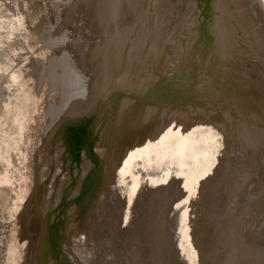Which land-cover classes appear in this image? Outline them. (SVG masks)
<instances>
[{
  "label": "bare ground",
  "instance_id": "1",
  "mask_svg": "<svg viewBox=\"0 0 264 264\" xmlns=\"http://www.w3.org/2000/svg\"><path fill=\"white\" fill-rule=\"evenodd\" d=\"M125 1H126V4H124L123 7L121 8L122 9L121 14H124V15H126L129 12L128 10L133 9L132 3H130V2H132V0H124V2ZM143 1H145V0H143ZM143 1L140 2L139 5L137 6L138 7L137 11H136V8L133 10L134 15L137 16V21H136L137 24H135L134 27H132V28L130 27L131 25H129L127 28L122 29V32L120 33V36L117 37V39H116V36H114L111 40H109L111 43L110 50L107 51L108 42L100 43V45H98V44L95 45V43H94V46H92L91 45L92 43H90L88 48L85 49V52H84L85 56L84 57H80L79 55L78 56L74 55V61H76V63H77V65H75V67L77 68L81 64L80 69L75 72V75L73 77V79L75 81L79 82V84L82 83L84 86L86 84L91 85V87L94 88L93 84L96 85V83H94L95 76H93V75L94 74L96 75L97 73L99 74L100 72L104 71V67H102L101 65H104L106 59H108V61H109L110 58H112V56L115 53L114 51H115L116 46H117L116 58L120 59L122 57V55L119 53L120 49H118L120 39L121 38L125 39L126 36L132 37V35H133V34H131V31H133L132 29L137 28V30H138L139 24L142 21L141 18L143 16H148V11L150 12V9H152V8L154 9L155 15H156V12H158L157 8H155V6L157 5L156 3L154 4V6H150L149 9L147 10L148 7L146 4H144ZM165 1H167V0H160L161 3H165ZM222 1H223V3L220 5L218 0H203V3H200V5L197 8L194 7L196 9V11L194 10L195 11L194 16H197V14L203 13L205 18H210L209 22H212V24L218 23V25H217L218 27L213 32L210 31V27L212 24L208 25V29H206V32H205V35H207V36L204 38V42L206 41L205 42V46L207 48V49H205L206 50V54H205L206 56H208L207 51L209 53H211V52H213V49H214V51L218 54L217 56H222L225 59V63L221 66L210 65L207 67H202V68L200 67L199 68V66L196 64V61H194L192 64L194 65L195 69L199 68L197 71H195V69L191 66L188 67L190 70L185 69L183 65L178 63V58H179L178 56L181 54L179 51L184 50L186 43L183 42V43H185V45H183V47H179L176 42L180 41L181 40L180 38L175 39L174 44L171 41L172 39L169 38V32H171V29H172L171 26L174 29V27L176 26V23L170 22V24H168V25L167 24L163 25V24H161V22H159L158 16L154 20H152V16H151V19H150L151 23H149V25H148L149 28L147 27L148 30H146V31H153L154 30V32L157 33V30H155L156 26L154 25L155 27L154 26L152 27V25L153 24L158 25V28L160 27V31H158V35L160 36V44H161V47H163L161 55L158 54L157 57L155 55L153 57L155 58V60L158 59L161 62L166 61V65H164L163 71L161 70L163 73L162 78L170 79V82H169L168 86L164 87V92L162 94L163 98L159 102L155 98H159L160 95L155 94V98L151 102V105H153V107H148L149 106L148 104L147 105L144 104V106L141 108H136V109H132V110L131 109L130 110L124 109V110H126L125 112H124V110L121 109V112H123V117H124L123 118L124 127L126 125L127 126L126 128L127 129L129 128L130 131H126L127 135L125 138H122L121 141H120V138H117V136H116V138L118 139L116 141L118 143L116 145L117 146V148H116L117 153H115V154H119L118 152L121 151L120 148L122 149L123 148L122 146L125 144V145H127L126 149H128V150H126V151L128 152V154L126 153V151H124L127 154V156L124 157V159H122L123 162L130 161L131 157L129 155L132 154V152H134V151L139 152L138 155L140 154V157H141L140 159L141 160L143 159V163H146V165L148 164L146 162L147 159H150L153 162L155 161L156 163H158V162H160V160H162L161 164L164 165V166L161 165L162 166V169H161L162 170V176H163V174H165L164 177L166 175H168L167 178L172 177L171 180H173L174 182L172 181L173 183L171 182V185L168 186L167 190L165 191V188H163V186H164L163 183L162 184H158V183L161 181V179H163L165 181H166V179L162 178V176H161L160 179L156 180V183H155L156 185L154 187H156L155 190L158 189V191H154V194H156V198H154V199H156L155 203L153 200H151V198L154 197V195H153V197H151V195H152V193H151V195H150L151 198H149L148 201L145 202L146 208L143 207V209H142L143 214L141 215V219L138 221V219L140 217L138 219H136L138 217V215H137V217L135 218V220H137V222L136 221L133 222V223H136L135 225L133 224L134 225V227H132L133 229L131 230L128 228L127 232L123 233L124 240L128 241L127 242L128 243L127 249L125 251L126 252L125 256L123 258L120 257L117 260L118 262L116 261L113 264H133L136 262V259L139 260L140 264H153V260L155 258L154 254H155L156 250L159 252L160 246L162 247V253H163V259L162 258L161 259L164 260V264L165 263L166 264H175L173 256L176 257L177 249H175L174 247L171 246L170 239H166V240H168V243L166 242V240L164 241L165 237L168 234L167 233L168 231L167 232L165 231L164 226L166 225L165 228L167 230L168 225L170 226L171 224L168 223L169 219H167V221L164 222L165 219L163 220V216L165 217V213H166V215L168 214V217L173 216V214L176 213V212H174V210L178 209L177 211H179L181 213V215H184V217H186L185 212L188 213L190 211L195 210V209L193 210L192 209L193 207L190 206L191 204L195 205V203L192 202L196 198V196L194 197L193 192L197 191V190H195V187H197V185L195 186V184L192 183V180H194L193 176H195L197 173H200V175H202L205 172L204 168H206V167H203V165L200 164V162L197 160V158L199 156H202V157L204 156L205 161H206V159L208 160V162H206V166H207V164L209 166L207 169L209 171L206 172V173H208L209 180L207 178V175L205 174L206 177H204V178H207L208 182H207V184L205 183L206 185H203L202 190H201V188H200V190L202 192H204L205 190L210 191V195L208 193V195H209L208 197H209V200L211 201V206H210L211 208L210 207H208V208L212 209V210L215 209V210L212 211L210 214L208 213L209 214L207 216L208 222H206V223H207V226H210V225L212 226V227L210 226L211 229H213L215 227V225H214L215 220L214 219H216L218 222L221 223L220 224L221 228H223V227L226 229L229 228L230 222H228L227 219L230 216V214L228 213L229 211H227L226 209H227V207L229 208V206H230L229 203L231 204L232 201L234 203V199H236L234 197H235V193L237 190H239V192H240L239 196H244L245 194L248 193L249 190L251 191V189H252V192L253 191L255 192L256 190H253V187L258 188L261 185H264V160H262V158L264 157V111L259 110L258 106L256 105V103L260 102V99L258 98V94L256 91L257 87H255V85L258 81V80H256V78L257 77L259 79L264 78V36H263L264 33L263 34L261 33V32H263V29L260 27V24L257 22L258 14L256 13L257 12V7H256L257 5L255 4L256 3L255 0H222ZM160 2H158V3H160ZM176 2L180 3L179 0ZM146 3L151 4V0H146ZM127 6H129V8H131V9L126 10ZM118 8H119V5L116 2L110 8L107 7L105 9V11H103V9H102L101 10L102 15H105V19H108V17L106 16L107 14H109V16L111 18H113L114 14L116 12V9H118ZM191 9H192V7H191ZM191 9H190V11H191ZM174 10H171V12H169L167 14V16H168L167 19H170V20L174 19V20H177V22H181V23H182V21L184 22L185 19L183 20V18H184L183 16H184V14H186V9L184 10L185 13H182L181 9H180L178 11L179 12L178 17L176 16L177 13ZM176 11H177V8H176ZM189 15H191V12ZM124 18H125V20H128V18H126L125 16H124ZM48 19L49 18H47V19L45 18L46 22H49ZM187 19H188V17H187ZM191 23H192V20L189 21V24H191ZM179 28H180V30H179ZM139 31H141V30L139 29ZM177 31L184 33V30L180 27V25H178ZM177 31L175 28L174 32H176V36L178 33ZM200 32H203V31H200ZM186 35H188V38L191 39V37H192L191 32L187 31ZM176 36H174V38H176ZM108 38H109V36H108ZM89 39L91 41L93 39V35H88V40ZM98 40L102 41L101 38L97 39V41ZM141 40L143 43H145L144 44V45H146L145 48L148 47L153 42L152 39L150 38V36L142 37ZM135 45L132 43L129 46V51L131 52V54L135 53L136 51L144 49V48H138L137 44H135ZM212 46H214V48H212ZM151 49L154 51V47ZM87 51H89L88 55L86 53ZM168 51H171V52H168ZM80 54H83V52ZM170 54H172V55L168 56ZM65 55L66 56L61 55V57H63L64 59H70L67 56V54H65ZM95 55H97V56L95 57ZM195 55H196V52H193L191 57L194 59ZM202 55H203V53H202ZM100 56H102V58H103V60L101 62H100ZM160 56H162L161 60L159 59ZM173 59H174L175 63H173ZM213 59H214V57H213ZM112 60H113V58H112ZM61 62L63 63V59ZM65 62H66V60H64V63ZM149 62H152L154 64V65H152V64H146L145 65V66H147V68H149L150 71L154 72V71H157L159 68L162 67V65H160V67H158V63L153 61V60H149L147 63H149ZM69 63H68V65H70ZM141 64L143 65V60H142ZM72 65H73V62H72ZM72 65H70V66H72ZM111 65L113 67H115L114 66L115 64H111ZM255 66L258 68V70L261 73V76H263V77H260L259 74L258 75L255 74L256 73V70L254 69ZM166 67H167V70H166ZM216 67H218V69H217L218 71L214 70ZM113 69L114 68H112L111 76L115 73L113 76V77H115L116 72L113 73ZM224 69H225V71H223ZM240 69H243L244 72L245 71L249 72V75H251L250 81L252 84L249 82V80L243 79L241 73H244V72L243 71L241 72ZM137 71L134 74H132V76H131V78H133V80H135L137 78V76H136ZM213 71H215V72H213ZM254 75H256V78L254 77ZM123 77L124 76H122V78ZM119 78H120V75L118 76V79ZM253 80H255V82ZM137 82H139V80ZM137 82L135 81V83H137ZM136 86H138V85H136ZM78 87L79 86H77V88ZM247 88L251 89V91L254 90L256 92V95L254 92H253V94L247 93L246 92V91H248ZM149 90H151V88L147 89L146 91H149ZM85 91L86 92H84L82 94V97L84 96L82 99H85L87 96L89 98H91L90 92H88L87 90H85ZM77 93L81 94V91L77 90ZM144 93H145V91H143L141 93L142 97H140V98L142 101L140 103L144 102L147 98L146 93L145 94ZM174 93H176V96H178L180 98V99H178V103L183 108L182 111H179V114H178L179 118H175L173 111H171L172 109H170L169 112L165 115V119H159L158 117L161 116L160 111L164 110L165 107L168 108L167 105L164 104V101H165L164 97H168L170 95H175ZM94 94H95V92H93V95ZM90 101L91 100H88L85 102H78V103L67 102L66 105L63 106V108L60 112H54V113L50 114L51 113V111H50L48 114H46V118L48 120V123L51 125L50 126L51 136L58 134L60 145L62 147L61 148L62 154H60V155H64L65 158H66V155H70V157L72 155H74L76 152L74 154H72L73 149H75L74 151H76L78 148H80L79 147L80 144L78 142H76V144H78V146L76 145V146H73L71 148H68V146H67L68 140L65 141V139L63 138L64 131L67 133V131L69 129H72L73 131L76 132L77 130L81 129L82 125H83L86 134L88 133V135H90L91 137L93 135L89 132V130H87L89 127V124H86V126H85L86 118L89 115L91 117L87 118V120L96 121V118H97L96 113L99 110H101V105L98 104L95 106V103H92ZM195 107L203 108L207 113L206 117L204 118V116L199 115L200 111L195 109ZM262 107H264V105H262ZM94 108L96 110V113L94 112ZM111 108H112V105H111ZM111 108H109V110H108V113H109L108 115L110 116V118L113 116V111ZM144 108H146V109H144ZM91 110H93V113H90ZM169 113H171L173 118H171V117L169 118ZM115 115H116V113H115ZM260 115H262V118H260L261 117ZM125 119H127L126 123H125ZM82 121H85V122H82ZM115 121L116 120H114V118H113V123H115ZM117 121H116V123H119L120 120H117ZM13 125H14V123H13ZM103 130L104 129H101L102 133L104 132ZM122 130L123 129H121V132H122ZM222 130H224V131H222ZM7 132L11 134L12 131L11 132L7 131ZM115 132H116V135L117 134L122 135V133H118L117 130ZM82 133L83 132H79L78 134H75L76 135L75 139H76L77 135L80 136V135H82ZM219 133H221L220 134L221 138H222L221 142L223 145V146H221V148H222L221 150H218L217 146H219V145H218V142L216 141L219 137L218 136ZM180 136H182L183 138H181ZM178 137H180L181 139L180 138L178 139ZM83 142H84V140H83ZM232 143H234L235 145H233ZM230 147L233 149L234 154H236L235 155L236 159L234 157V154L231 153V155H229L226 152V150H227L226 148L230 149ZM105 149H107V148H105ZM255 151H257V153H255ZM260 152L262 155L261 156L262 158H261L260 163H259L260 165L257 167L255 165L253 166V164H252V168L254 171L252 173V175H250V173H249L250 176L248 175V173L245 176L240 175V177H242V176L243 177L240 178V180H238L237 185L235 184V188L234 187L232 188V186L230 185L231 183H226L227 181L225 182L226 179H225V176L223 173L226 170V168L223 167V165H222L223 163L221 164L224 157H226V156L228 157V156L233 155L234 159L232 158L230 161L235 160L236 163L240 164L239 161L240 162L242 161V163H243L244 160L247 161V158H249V160H251V159H253V156H254V159H255L256 155H258V156L260 155ZM219 153H220V155L218 157H216V159H215V156H217V154H219ZM222 156H224V157L222 158ZM204 157H203V159H204ZM116 159H117V157L115 158V160ZM210 160L214 161L215 163H212ZM230 163L228 164V166L230 165ZM232 164H233V162H232ZM149 165L152 167L151 163ZM167 165L169 166V168H167ZM156 166L157 165L155 164L154 167H156ZM225 166L227 167L226 164H225ZM239 166H241V165H239ZM196 167H199L198 170H196ZM241 168H243V167L241 166ZM212 169L216 170L217 173L213 174L215 171L212 173ZM235 169H237V167ZM231 170H233V169L231 168ZM242 170H244V169H242ZM262 170H263V173H261ZM245 171H246V169H245ZM249 171H250V168H249ZM90 172H91V170L90 171L88 170V173H90ZM244 172H242V174ZM246 172H248V171H246ZM88 173H86L83 176V184L81 186L78 185L76 190H75V191L79 190V191H85V192L87 191L86 192L87 193L86 198L88 197V199L84 203H88L90 201V199L92 198V195L94 194L93 192L96 191V188L98 187V184H96V180L98 178H96V177L93 178L92 175L87 176ZM167 173H169V174H167ZM176 173H178V174H176ZM236 173H238V171L237 172H231L230 178H231V176L232 177L235 176ZM210 174H212L211 177H210ZM239 174H240V172H239ZM236 176H238V175H236ZM234 178H236V177H234ZM255 178H260V181H261L260 183H262L260 186H259V184H257L256 186H252V184H251L250 187L248 185H246V182H248L250 180H255ZM176 179H181L180 181H182V179H183L184 180L183 185L180 186L182 182H178V180L175 181ZM227 179H229L228 176H227ZM149 180H150V178H149ZM198 180H196V181H198ZM132 182L134 183V186H135V184L137 183V180L135 181L136 183L134 181H132ZM228 182H229V180H228ZM57 185H59V184H57ZM190 185H191L192 194L188 196L187 195L188 187H190ZM59 186L57 187L58 189H60ZM152 186H153V184H152ZM226 188H228V190H230L229 194L225 193L224 195H222V192ZM197 189H198V187H197ZM67 190H69V189L67 188ZM134 191H136V189ZM32 192L33 193L31 195V208H32L31 226L27 227V230L25 231V237H24V240L26 241L27 246H28V250H29V251H27L28 264H42V262H45V264H48V262L50 260V253L51 254H53V252L56 253L55 246H53L51 244V248H50L49 235L46 233V228H45L47 224L50 225L48 220H47V217L49 216L48 210H50V208L47 207L48 206L47 202H49L48 198L51 196V192H49L47 194V196H45V194L44 195L40 194V196H37L35 189L32 190ZM130 192L133 193V191H130ZM263 192H264V190H263ZM259 194L260 193H258V195ZM261 194H262V196L264 195L263 193H261ZM71 195H73V194H71ZM138 195H140V194H138ZM250 195L253 197L252 194H250ZM180 196H183L184 198L183 199L180 198V200L181 199L182 200H181L179 206L175 208V205H176L175 201H179V199H177V198ZM255 196H257V195H254V197ZM138 197H140V196H138ZM191 198L193 200H188ZM201 198H203V196ZM216 199L218 200V202H217V204H214L213 201H216ZM242 199H243V197H242ZM134 201H136V200H134ZM134 201H132V204L137 209V206L143 205L141 203L144 200L141 201L139 198V199H137V201L135 203H134ZM96 202H98V200ZM189 202H191V203H189ZM90 203H88V204L90 205ZM123 203H124V201H123ZM126 203L128 204V202H126ZM202 203H204V202H202ZM96 204H94V206ZM55 205L52 207L51 210H53ZM80 205L83 206L82 203ZM173 206H174V209L172 210ZM189 207H192V208H189ZM202 208H204V207H202ZM69 209H70V207H69ZM131 209H133V208L131 207ZM138 209L141 210V206ZM138 209H137V211H138ZM209 209H208V211H209ZM127 210H129V209H127ZM69 211H71V212L74 211V214L72 216V218H73L72 220L74 222L73 229H75V230H74V232L72 231L73 234L70 236V237H72L71 241L74 240V242H76V246H78L79 244L77 245V243H78L77 241L79 239V234L81 233V231H83V229L80 228V226H78V222H77V218H76L77 208H75L73 211L72 210H69ZM165 211H167V212H165ZM135 212H136V210H135ZM18 213H19V211H18ZM57 213H58V211H56L55 215H57ZM228 214H229V216H228ZM252 214H253V212H252ZM107 215L108 216L106 218V222H108V223H106V227L108 224L110 225V222L112 220H114L112 218L113 215H110L108 213H107ZM194 215H195V213H194ZM197 215H199V214H197ZM200 215H203V214H200ZM205 215H206V213H205ZM259 216H260V214H259ZM207 217H205V218H207ZM255 217H256V215H255ZM93 219H92L91 224H90L93 227V231L89 232V233H91V236H94V232H95L94 229H97V231H98V228H99V227L98 228L95 227V222H93ZM203 219H204V217H203ZM236 219H237V216H236ZM245 219H247V218H245ZM128 220L129 219L126 218V220H124L125 223H128ZM184 220L186 222H188L185 218H184ZM204 220H203V222H205ZM198 221H196V222H198ZM238 221H239V219H238ZM203 222H200V223L203 224ZM248 223H251L250 225H252L251 221H248ZM248 223H245V225L249 226ZM197 224L195 226L193 225L194 227H192V226L189 227V225L187 224L188 226L186 228L185 227L186 223L184 225V223L181 222V224H179L180 228H178V227L177 228L179 229V231H180V229L182 230V232L185 236V239L190 237V234L193 236L194 241L191 242L192 243L191 247H192V252H193L192 254H193L194 259L200 257V259L198 261V262H200V264H208L207 262H208V259L210 257V252H209L210 250L208 251L207 247L211 243H208V241H210V238L208 236L206 237L205 235H209V234L205 233V235H203V233H201V235H203V236L200 237V241L202 242V244H200L201 242H199L198 235H197V233H200V232H197V231H198V229H199V231L201 229H200V227H196ZM201 224H199L198 226H200ZM67 225H68V222H67ZM118 225H119V227L120 226L123 227V230L126 227V225H123V224H118ZM118 225L113 226L114 231H115V229L118 228ZM141 225L142 226L144 225V229H145L144 231L145 232L144 231L142 232V230L141 231L138 230V228H140ZM203 225H201V226H203ZM218 225H219V223H218ZM241 225L242 224H240V226ZM253 225H255V224H253ZM71 226H72V224H71ZM129 226H130V224H129ZM135 226H136V228H135ZM207 226H206V228H208ZM241 227H243V226H241ZM255 227H253V228H255ZM257 227H256V229H257ZM108 228H110V226ZM108 228H106L107 229L106 232L109 231ZM120 229H122V228H120ZM211 229H209L210 234H212ZM113 230H111V232ZM136 230H137V233H136ZM252 230H254V229H252ZM116 232H117V230H116ZM120 232L122 233V231H119V233ZM164 232H166L167 234H165ZM170 232H171V230H170ZM239 232H240V230H239ZM246 232H248V231H246ZM89 233L87 235H89ZM186 233H188V234L186 235ZM217 233H218V237H219L220 236L219 231L216 232V234ZM164 234L166 236H164ZM222 234H224V236H225V234L228 235L229 231H223ZM241 234H243V233H241ZM118 235L115 238H118ZM103 236H104V234H103ZM210 237H211V235H210ZM51 238L54 239L56 241V243H59L58 235L56 234L55 230H53V232L51 233ZM108 238H109V236H108ZM213 238L214 237H212L211 239H213ZM236 238H233V240L234 239L236 240ZM238 238H240V236ZM91 239H92V237H91ZM131 241L133 242V244ZM190 241H191V239H190ZM259 241L263 242V240H261V239H259ZM242 242H241V245L244 247V250L249 251L247 256L252 255L251 251L244 245L245 242H244V244ZM72 244H73V242H72ZM168 244H170V245H168ZM212 244L215 245L216 242L212 243ZM232 244L229 243L230 246H228V247H231V248L226 249V250H227V252L229 251V254H231V255L233 254L235 256L236 252L238 251L237 250L238 244L235 243V244H237L236 247L234 245H233L234 247L231 246ZM162 245H164L165 247ZM214 245H213V247L215 248ZM76 246H74L72 248L77 249ZM81 246H82V244H81ZM224 247L226 248V245ZM123 248H125V247H123ZM199 248H200V252H199ZM212 251H213V248H212ZM70 253H72L73 255L76 256V261L79 264H99L101 261L104 262V264H110V262H109L110 260L107 261L106 260L107 258L103 259L102 255H101L103 253L102 250L99 253L97 252L95 259H92L90 262L88 261L89 256L85 257L84 260L80 261L79 258L81 257V255H78V253L76 251L74 252V250H71ZM81 254H85V253H81ZM17 255H19V254H17ZM157 255H159V253ZM207 256H208V259H207ZM259 256H261V254ZM263 256H264V254H263ZM251 258H253V257H251ZM256 258H257V256H256ZM156 259H157V257H156ZM246 259H247V257H246ZM154 261H157V260H154ZM258 261H259V259H258ZM179 262H180V260H179ZM244 262L242 264H244ZM158 264H160V262ZM259 264H260V262H259Z\"/></svg>",
  "mask_w": 264,
  "mask_h": 264
},
{
  "label": "rangeland",
  "instance_id": "2",
  "mask_svg": "<svg viewBox=\"0 0 264 264\" xmlns=\"http://www.w3.org/2000/svg\"><path fill=\"white\" fill-rule=\"evenodd\" d=\"M142 1L143 0H132V2H130V3H132L133 9H131V8H129V6H127L126 10H128V9H131V10H128L129 12L126 15H124V14H121V10H122L121 4H120L121 0H0V48L5 50V54H3V55L1 54V57H0V89H3L2 93H4V95L7 99V100L4 99V97L2 96L1 91H0V134L3 135V139L0 141L2 143V144H0V264H25V257L22 256L23 250H21L22 248H21V242H20V239H21L20 236L22 235V232L24 231V229H22L23 223L21 221V215H23V214L28 215V213H26V212L31 211L29 208L30 207L29 196H30V192L32 190L36 189V187L41 193H44L45 196H47V194L52 191V188H53L52 186H56L58 184V181H59L60 182L59 184L62 185V188H63V186L66 185V189L67 188L69 189V190H67L66 196L68 198H70L72 196L71 194H74V192H73L75 190L74 185H73L74 182H77L78 180L80 181V179L84 176V174L88 173V170H90V169H92L93 172H92V174L88 173L87 175H89V176L92 175L93 178L94 177L98 178L96 180V184H98V186L100 184L99 176H101V175H104L105 179H107V184H109L110 181L114 179V181L111 183V186H110L111 191L109 190V192H111V196L109 199L107 198L108 201L106 202L107 199L106 200H103V199L98 200L97 204L95 205V207L98 208L97 211L99 214H97L98 215L97 219L96 218L93 219V222H95V227H97V228L99 227L98 231H97V229H94L95 230L94 236H91V233H89L90 236H88V238H86V235H84V234H83V236H82V234H79L81 236L79 237V239L77 241L78 242L77 245L79 244L78 246H76V242H74V240L71 241L72 237H70L73 234L72 228L74 225V222L72 220L73 219L72 216L74 214V211L72 209L73 205L71 204V201H69V199L67 201L68 203L65 206L62 205L63 198L60 199L58 196L59 194H57V192L56 193L53 192V194L51 192V194L53 196L51 195L49 197L50 208L52 209V207L56 204L54 207L55 210L58 211V209H60V211H58V214H62L63 217L68 222V230H69V233L67 235L68 236L67 237L68 246H69L70 251L74 249V252L76 251L78 253V255H81V257L79 258L80 261L84 260L85 257L89 256L88 261L90 262L92 259H95L97 252L99 253L101 250L103 252L101 254L103 259L107 258L106 259L107 261L110 260L109 261L110 264L115 263L120 257L123 258L126 254L125 251H126L127 245H128V243H127L128 241L124 240L123 233L127 232L128 228L131 230L133 229L132 227H134V225L136 224L133 222H135V221L137 222V220H135L137 215H138V217L136 219H138L139 217L140 218L138 219V221L141 219V215L143 214L142 209H143V207L146 208L145 202H147L149 198L153 197V195H154V197L151 198V200H153L155 203L156 199H154V198H156V194H154V191H158V189L155 190L156 187H154V186L156 185L155 184L156 180L160 179L162 176V170H161L162 169L161 165H163V164H161L162 160H160V162L156 163L155 161L153 162L150 159H147V161L145 160L148 163L146 165V163H143V159L142 160L140 159L141 158L140 154L138 155L139 152L134 151V152H132V154L129 155L131 157V158L129 157L130 161L117 162L120 159V157L122 159H124V157H126L128 154V152L126 151V150H128V149H126L127 145L124 144L122 146L123 148L122 149L120 148L121 151L118 152L119 154H114V157L115 158L117 157V159H116L117 161L114 162V160L111 158V157H113V147H112L113 144H109L110 133H111L109 123L111 120H110V116L108 114H106V112H104V114L102 115V119H101L102 123L100 124L99 134L98 135L96 134L94 136V141L92 140L93 142L90 145L91 148H89V151L93 152V154L96 155V157L98 158L96 161L97 164L95 165V167H93L94 164L90 163V160L88 159V156L86 155V153L81 152V150H78L77 153L74 154L75 156L72 155V158L70 157V155H66L67 158H65L64 155H60V154H62L61 153L62 147L60 145L59 136H58V134L51 136V131H50L51 125L48 123V120L45 116V110L49 109L52 105H54L55 108H54L52 113L59 112V110L61 109V107H59V105H61V103H60L62 100L61 97L63 96V95H61V93L63 92L61 90L62 85H61L60 89H58L57 91L54 92L53 90L55 88H52V85H50L49 83L47 84V82L45 81L48 78H45L46 76H44L43 79L41 80L40 78H42V76H41L42 74H39L40 70L42 72V70H45L46 68H48L47 74L51 75L53 73L55 75V77L57 78V80L59 81V83H61L65 74L69 73V75L71 74L74 76V73H73L74 67L72 68V70L70 72H66V70L62 68V65H60L62 62L57 61L54 64H51L54 60H52V62L51 61L47 62V60L45 59L47 53H54L56 55L55 52H57L59 50V48L54 49V47H56V46H58V44L60 45L62 43L63 44L60 45V47H64L63 45L65 44V41H66L68 43L67 50H68V52H70V55L72 53H74L73 48H75V49L78 48L80 50V52L81 51L83 52V54H80L79 56L84 57L85 56V53H84L85 49H87L89 46V45H87V42H89L88 35H95L96 34V38L99 39L101 37L102 38L105 37V35H106V34H104V36H103V33H104L103 29L110 28V26H112V27L114 25L117 27L122 26L123 29L127 28L129 25H131L130 26L131 28L134 27V25L137 24V22H136L137 16L134 15L133 10L136 8V11H137V9H138L137 6ZM155 1L156 0H151V4H149V3L147 4L146 0L143 2H144V4L147 5V7H148L147 10H148L150 6H154L153 2H155ZM176 1H178V0H167V1H165V3H161V2L158 3L157 2V5L155 6V8H157V10H158V12H156V15L158 16L159 22H161V24H163V25L167 24L168 25V24H170V22L176 23V26L174 27V29L171 26L172 29H171V32H169V38L172 39L171 40L172 43H174L173 41H175V39L179 38L180 36H181V38L184 37L182 32L177 31V27H178L179 23L184 24V22L182 21V23H181V22H177V20H174V19L173 20L167 19V17H168L167 14L169 12H171V10L175 9L174 11L177 13L176 16L178 17V15H179L178 11L180 9H181V12L183 11V9H187V8H184V3H186V2H183V0H179L180 1V3H179ZM116 2L119 5V8L116 9L117 11L115 12L116 16L114 15V18L110 20L109 14H107L106 16L108 17V19H105V15H102L101 10L103 9V11H105V9L107 7L110 8ZM255 2H256L255 4L257 5L256 6L257 7L256 13L258 14L257 22L260 24V27L263 29V32H261L263 34L264 33V0H262V1L261 0H255ZM122 4L123 5L126 4V1L123 2ZM5 7H9L10 12L5 11L6 10ZM190 7H191V5H190ZM176 8H177V11H176ZM191 14H192V12H191ZM124 16L126 18H128V20H125ZM55 17H59L60 19H62L63 22H66L67 26H69L68 25V23H69L70 25H72L73 28H71L69 30L65 26H63V24H62V27L60 30L65 28V30H68V31H64V33H61L63 31H59V27L57 26L58 23H56L57 21H56ZM183 17H184L183 20L184 19L186 20L187 16L185 14ZM45 18L46 19L49 18L48 19L49 22H46ZM105 20H107V21H105ZM149 22H150L149 17H144L143 21L141 22V26L139 25V28L143 27L142 30L143 29L147 30L148 29L147 27H149L148 26ZM153 26H154V24L152 25V27ZM175 28H176V31L178 32L177 36H176V32H174ZM56 30H58V31H56ZM132 30L133 31H131V34H135L139 31V30H137V28H133ZM146 30H143L142 32L140 31L139 37H141V36L145 37L144 35L147 33ZM179 30H180V28H179ZM183 30H184V28H183ZM139 33H138V35H139ZM196 33H197V31H196ZM65 36H67V39H64ZM174 36H176V38H174ZM176 43L179 47H183V45H185V43H183V42L180 43V41H178ZM46 45H47V47H45ZM46 48L48 50H46ZM60 51H61V49H60ZM168 52H171V51H168ZM59 55L55 56V58H57V57L59 58ZM25 58H27V60H29V62H27V63H30V65H28V66L25 65V63H26ZM8 59H11L12 61L7 62ZM63 64H64V62H63ZM30 69L33 71V75L29 76L30 77L29 78L27 75V72H30ZM69 69H71V67ZM38 74H39V77H38ZM34 79H36V80L38 79V80L36 83H34V85H32L31 82L33 83ZM49 86H50V88H49ZM14 94H16L17 98L20 100L18 102V104L16 103V96ZM10 97H11V99H10ZM66 97L71 98V96H69V95H66ZM44 98H47L45 103H43ZM44 107H45V109H44ZM58 107H59V109H58ZM122 110H124V109H122ZM125 111L126 110H124V112ZM7 121L11 122L12 124L14 123L13 128H12L13 130H12L11 134L8 133L4 129L5 123H8ZM115 123H116V121H115ZM101 129H104L103 131L104 132L106 131V133L103 134L104 132L102 133ZM68 131H67V133L65 131L63 133V138L65 139V141L68 140L67 141L68 148H71V147L76 146V145L78 146V144H76L77 141L75 140V136H76L75 131H73L72 129H69ZM220 134L221 133H219V135H218L219 137L216 140L218 142V145H219V146H217L218 150H221L222 149L221 146H223L222 142H221L222 138H221ZM107 136H109V137H107ZM180 137L183 138L182 136H180ZM180 137H178V139ZM120 141H121V139H120ZM232 144L235 145L234 143H232ZM105 148H107V149H105ZM122 150L126 151L127 154L124 152V154H123L124 156H121ZM255 153H257V151H255ZM105 155H107L105 157V159H109V161H110L109 165H111L112 167H106L107 162L103 160ZM219 155H220V153L217 154V156H215V159ZM235 155L236 154H234V157L236 159ZM261 156L262 155L260 152V155L259 156L256 155L255 159L253 156V159L249 160V158H247V161L244 160L243 163H242V161L241 162L239 161L240 164L236 163L235 160L230 161L232 158L234 159L233 155L228 156V157L222 156V158L224 157L223 161L225 163L222 161L221 164L223 163L222 164L223 167L226 168V170L223 173L225 176V179H226L225 182L227 181L226 183H231L230 185L232 186V188L233 187L235 188V184L237 185L238 180H240V178L247 175V173H248V175H249V173H250V175H252V173L254 172L253 168H252V164H253V166L255 165L258 167L260 165L259 163H260V160L262 158ZM203 157L199 156L197 158V160L200 162V164L203 165V167H206V168H204L205 172L202 175H200V173H197L195 176H193L194 180H192V183H194L195 186L197 185V187H198V189H197V187H195V190H197L198 192L197 191L193 192L194 197L196 196V198H195V200L192 199L193 197L191 199H188V200H193L192 202L195 203V205L194 204L190 205L193 208L192 207H189V208H192L193 210L194 209L195 210L190 211L188 213L185 212V215L187 218L184 217V215H181V213L179 211H177L178 209L174 210V212H176V213L173 214V216L168 217V214L166 215V213H165V217L163 216V220L165 219L164 222H166L167 219H169L168 223L171 224L170 226L168 225L167 230L165 228L166 225L164 224L165 225L164 226L165 231L166 232L168 231L167 232L168 234L166 232H164L165 234H167V236L164 234V236H166L164 241L166 239H170L171 246L174 247L175 249H177V251H176V257L177 258L175 256H173L175 264H194V263L200 264V262H198L200 257L194 259L193 254H192L193 252H192V247H191L192 243L191 242L194 241L193 236L190 234V237L185 239V236H184L182 230L180 229V231H179V229H178V228H180L179 224H181V222L184 223V225L186 223V226H185L186 228L188 225H189V227H191V226L194 227L198 223L196 227H200V229L202 230V231L201 230L199 231V229H198V231H197V232H200V233H197L199 242H201L200 241L201 236L205 235V233L209 234V235H205L206 237L208 236L210 238V241H208V243H211L210 245L207 244L209 247L208 251L210 250V247H211V251H209L210 252L209 259L210 260L208 259V256H207V259H208L207 263L208 264H211V263L212 264H219V261H220V260H217V262L215 263V259H216L215 258V255H216L215 252L216 251H215V248L213 247L214 244H212V243L216 242V245L218 243H220V247L222 248V252L225 251V255L227 256V261L229 263L230 254H229V252H227L226 249H230L231 247L225 248L224 246L226 244H228V246H230L229 243L230 244L233 243L231 246L234 245L235 247L239 243H240L239 245H241L242 240L240 241V239H238V237L240 236V238L241 237L244 238L246 236V233L249 234L248 232H246L247 230H244V228L241 226L254 229L253 227H255V226L257 227V226L264 223V220L262 219L264 217V195L262 196V194H261V193L264 194V192H263L264 185H261L262 183H260L261 182L260 178H255V180H250V181L246 182V185H248L249 187L251 184H252V186H256L257 184H259V186L261 185L258 188L253 187V190H256L255 192L253 191L254 193L252 192V189H251V191L249 190V193L253 195V197L250 195L249 200H251L253 202H255V201L257 202L256 207L258 205L260 207L259 213L257 214V212L253 211V210H251V211H253V214L248 213L249 209L246 208L247 204H248V199L244 200L245 198H247L248 193L245 194L244 196H239L240 192H239V190H237L235 193V197H234V198H236V199H234V203L231 200L232 202L230 201L231 204L229 203V205H230L229 208L227 207V209H226L227 211H229L228 213L230 214V216L228 214L229 217L227 219V221L230 222L229 228H227L228 230L224 227L221 228L220 227L221 223L218 222L216 219H214L215 220V222H214L215 227L213 228L214 230L210 228L211 225L207 226V223H206V222H208L207 216L212 211H214L215 209L212 210V209L208 208L211 206V201L209 200V197H208L210 195V191H208V190H205V191L203 190L204 192L201 191L203 188L202 186L206 185L208 180H209L208 173H206L209 171V170H207L209 167L208 164L206 166V162H208V160L206 159V161H205V157H204V159H203ZM263 158H262V160H264ZM113 162H114V165H113ZM211 162L215 163L214 161H211ZM232 162H233V164H232ZM117 163H119L120 165L119 164L117 165ZM150 163L152 164V167L149 165ZM229 163H230V165L228 166ZM155 164L157 165L156 167H154ZM225 164L227 165V167L225 166ZM239 165H241L243 168H241V166H239ZM236 167H237V169H235ZM167 168H169L168 165H167ZM198 168L199 167H196V170H198ZM231 168L233 170H231ZM249 168H250V171H249ZM242 169H244V170H242ZM245 169L248 172H246ZM236 170L238 171V173H236L235 176H233V177L231 176V178H230V173L231 172H237ZM239 172H240V174H239ZM242 172H244L245 174L244 173L242 174ZM212 173L216 174L217 172H216V170L212 169ZM261 173H263V170ZM167 174H169V173H167ZM176 174H178V173H176ZM205 174L207 175L208 180H207V178H204V177H206ZM164 175L165 174H163L162 178L166 179V181L161 179V181L158 184L163 183L164 186L163 185L162 186H163V188H165V191H166L168 186L171 185V182L173 180H171L172 177L167 178L168 175H166L165 177H164ZM236 175H238V176H236ZM240 175H243V176L240 177ZM211 176H212V174H210V177ZM227 176L229 179H227ZM234 177H236V178H234ZM149 178H150V180H149ZM136 180H137V183L135 182ZM177 180H178V182H182L180 185V186H182L184 182L180 181L181 179H176L175 181H177ZM196 180H198V181H196ZM228 180H229V182H228ZM132 181H134L138 186L136 184L134 186V183ZM252 181L254 183L255 182L256 183L254 184ZM71 184L73 185L72 187H71ZM152 184H153V186H152ZM200 188H201V190H200ZM133 189L134 190L136 189V191H134ZM130 191H133V193ZM229 191L230 190H228V188H226L222 192V195H224L225 193L229 194ZM190 192H191V185H190V187H188V196L192 194V192L191 193ZM151 193H152V195H151ZM208 193H209V195H208ZM258 193H260V194L258 195ZM138 194H140V195H138ZM150 195H151V197H150ZM201 195L203 196V198H201L202 197ZM254 195H257V196L254 197ZM99 196H101V193H99ZM138 196H140V197H138ZM242 197H243V199H242ZM139 198L141 201H143V200L144 201L141 203L143 205H140L141 210L138 209V208H140V206H137V209H138V211H137L136 207L133 206L132 201H134V200L137 201V199H139ZM180 198L183 199L184 197L180 196L177 198V199H179V201H175L176 202L175 208L179 206V204L182 200V199L180 200ZM87 199H88V197L85 199V201ZM56 200H58V201H56ZM123 201H124V203H123ZM136 201H134V203ZM126 202H128V204ZM202 202H204L205 204ZM217 202H218L217 199H216V201H213L214 204H217ZM189 203H191V202H189ZM69 207H70V209H69ZM131 207L133 209H131ZM202 207H204V208H202ZM249 207H251V206H249ZM207 208L209 209L210 212L208 211ZM127 209H129V210H127ZM173 209H174V206H173L172 210ZM69 210H72L73 212H71ZM135 210H136V212H135ZM18 211H19V213H18ZM165 212H167V211H165ZM243 212L245 215L243 214ZM107 213L110 215H113L112 218L114 220H112L110 222V225L108 224L106 227V223H108V222H106V218L108 216ZM194 213H195V215H194ZM205 213H206V215H205ZM29 214H31V213H29ZM197 214H199V215H197ZM200 214H203V215H200ZM259 214H260V216H259ZM255 215H256V217H255ZM236 216H237V219H236ZM203 217L205 220L203 219ZM205 217H207V218H205ZM29 218H30V216H29ZM126 218L129 219L128 223H125V221H124V220H126ZM184 218L188 222H186L184 220ZM245 218H247L248 220ZM238 219H239V221H238ZM203 220L205 222H203ZM196 221H198V222H196ZM237 221L242 225L240 226V224ZM248 221H251L252 225H249V226L245 225V223H248ZM200 222H203V224L205 226L203 224H201ZM218 223H219V225H218ZM30 224H31V221H30ZM71 224H72V226H71ZM118 224L126 225V227L123 230V227H121V226L119 227ZM129 224H130V226H129ZM199 224H201L203 226H201V225L198 226ZM253 224H255V225H253ZM117 225H118V228L116 227L117 229H115V231H114L113 226H117ZM109 226H110V228H108ZM206 226L208 228H206ZM106 228L109 229V231H107L108 233L106 232V230H107ZM120 228H122V229H120ZM135 228H136V226H135ZM209 229H211L212 234L209 233ZM239 229H241L240 232L238 231ZM111 230H113V231L111 232ZM116 230H117V232H116ZM138 230L139 231L142 230V232H143L145 230L144 225L143 226L141 225V227L138 228ZM170 230H171V232H170ZM235 230H237L238 232L236 233ZM242 230H244V231H242ZM119 231H122V233L121 232L119 233ZM218 231H219V235H220L219 237H218V233L216 234V232H218ZM223 231H229V234L228 235L225 234V236H224V234H222ZM82 232H84V231H81V233ZM136 233H137V230H136ZM201 233H203V235H201ZM241 233H243V234H241ZM103 234H104V236H103ZM187 234L188 233H186V235ZM237 234H238V237L236 236ZM117 235H118V238H115V237H117ZM210 235H211V237H210ZM108 236H109V238H108ZM91 237H92V239H91ZM212 237H214V238L211 239ZM233 238H236V240L234 239L235 240L234 241ZM190 239H191V241H190ZM227 241L228 242L230 241V242L228 243ZM72 242H73V244H72ZM166 242L168 243V240H166ZM244 242H245V244H244ZM235 243H237V244H235ZM242 243L244 245H248L246 241H243ZM258 243L261 244V246H263L262 241L258 240ZM81 244L83 247L81 246ZM132 244H133V242H132ZM200 244H202V242ZM168 245H170V244H168ZM74 246H76L77 249L72 248ZM162 246H164V245H162ZM123 247H125V248H123ZM60 248H62L61 251L63 253H65L67 258H71V256H72V258H76L75 255H73V254L70 255V252L67 251L66 247L63 248V245H61ZM200 248H199V252H200ZM212 248H213V251H212ZM248 249L251 250L252 255L246 256V257H250L251 260H249V261H247L248 259L244 260L245 261V262L243 261L244 264H250V263L251 264L252 263L253 264H259V262H260V264H264V256H263L264 251L261 253V256H262L261 257V256H259L260 254L256 255V253H255L256 247H252V248H248ZM217 250L218 251L220 250L219 246L217 247ZM81 253H85V254H81ZM156 253L157 254L159 253V255H157ZM17 254H19V255H17ZM239 254L240 253H237V256ZM154 255H155L154 260H157V261L153 260V264H158L159 262H160V264H164V260H162L163 259V253H162V247L161 246L159 247V252L156 250ZM211 255L212 256L214 255L215 259L213 258V260H212ZM255 255L257 256V258ZM21 256H22V258H21ZM156 257H157V259H156ZM251 257H253V258H251ZM231 258H234V257L231 256ZM258 259H259V261H258ZM179 260H180V262H179ZM137 261H138V259H137ZM99 264H104V262L101 261ZM238 264H242V263H238Z\"/></svg>",
  "mask_w": 264,
  "mask_h": 264
},
{
  "label": "water",
  "instance_id": "3",
  "mask_svg": "<svg viewBox=\"0 0 264 264\" xmlns=\"http://www.w3.org/2000/svg\"><path fill=\"white\" fill-rule=\"evenodd\" d=\"M218 1H219L220 5L223 3L222 0H218ZM123 2H124V0H121V2H120L121 8L123 7V4H122ZM157 2H160V0H156L155 2H153V4H155V3L157 4ZM183 2H186V3H184V8H187L185 15L188 17V19L185 17L186 18V20H185L186 22L184 21V24L183 23L179 24L182 29L184 28V33H183L184 39L181 38V37H179V38L181 39L180 43L181 42H185L186 45L184 47V50H180L179 51L181 54L178 56L179 57L178 58V63L183 65L185 69H189L188 67H190V66L195 69L194 65L192 64L194 61H196V64L199 66V68L200 67L201 68L202 67H207V66H210V65H218V66L223 65L225 63V59L222 56H217L218 54L214 51V49H213V52H211V53H209L207 51L208 56L205 55L206 54V50L205 49H207L206 46H205V42L206 41L204 42V38L207 36V35H205V32H206V29H208V25L209 24L211 25L212 22H209L210 18H205L203 13H201V12H200L201 14H197V16H194V12L196 11V9L194 7L197 8L200 5V3H203V0H196V1L195 0H183ZM189 4L192 7V9H191L192 14L191 15H189L190 14V8H191ZM188 8H189V10H188ZM5 9H6L5 11L10 12V8L9 7H5ZM184 10L185 9H183L182 13H185ZM114 15H116V14H114ZM151 16H152V20L157 18V15H155V11H154L153 8L150 9V12L148 11V16H143L141 18V20L143 21L144 17H149V21H150ZM109 18L111 20V19L114 18V16H113V18H111L109 16ZM55 19L57 21L56 23H58L57 26L59 27V31H63L61 33H64V31H68V30H65V28L60 30L61 27H62V24H63V26H65L69 30L71 28H73L72 25H70L69 23H68L69 26H67L66 22H63V20L60 19L59 17H56ZM190 20H192L191 24H189ZM105 21H107V20H105ZM139 25L141 26V23ZM154 25L156 26L155 30H157V33H155L154 30H153V31H147V33L144 35V36H150V38L153 41V42L151 41L152 43L146 48H145L146 45H144L145 43H143L142 40H141L142 36L139 37L140 36V33H139L140 31H138L137 33L133 34L132 37L131 36H129V37L126 36L125 39L124 38L120 39L118 49H120L119 53L122 55V57L120 59L116 58V51H117V46H116L115 51H114L115 53L112 56L113 60H112V58H110L109 61H108V59H106L104 65H101L102 67H104V71L100 72L99 74L97 73L96 75L95 74L93 75V76H95L94 83H96V85L93 84L94 88L91 87V85H87L86 84L84 86L82 83L79 84V82H77V81H75L73 79L74 76L71 75V74L69 75V73L65 74L64 78L61 81V83H59V81L57 80V78L55 77V75L53 73L51 75L47 74L48 68H46L45 70H42V72L40 70V72H39V74H42L41 75L42 78H40L41 80L43 79L44 76H46L45 78H48L45 81L47 82V84L49 83L50 85H52V88H55L53 90L54 92L57 91L58 89H60V87L62 85L61 90L63 92L61 91L62 92L61 95H63V96L61 97V99H62L61 102H60L61 105H59V107H61V109L59 110V112L62 110L63 106L66 105L67 102H69V103H71V102L78 103V102H85V101L91 100L90 102L95 103V106L98 105V104L101 105V110H99L97 113H96V110L94 108V112L97 115L96 121L87 120V118L91 117L89 115L86 118V122L82 121V122H85V126H86V124H89V127H88L87 130H89V132L91 134H93L92 137L90 135H88V133L86 134L83 125H82L81 129H79V130H77L75 132V134H78L79 132H83L82 135H80V136L77 135L75 140L80 144L79 145L80 148H78V149L81 150V152L86 153V155L88 156V159L90 160V163L94 164L93 167H95V165L97 164L96 161H97L98 158L96 157V155L93 154V152L89 151V148H91L90 145L94 141V136L96 134L97 135L99 134L100 124L102 123L101 119H102V115L104 114V112H106V114H109L108 110H109V108H111V105H112L111 109L113 111V116L110 118V120H111L110 121V131H111V133H110L109 144H113L112 145V147H113V157H111V158L115 162L117 160H115L114 154L117 153V151H116L117 146L116 145L118 143L116 140H118L117 138H120V139L125 138L126 135H127L126 131H130L129 128L128 129L126 128L127 127L126 125L124 127V124H123V118L124 117H123V112H121V109H127V110L131 109L132 110V109H136V108H141V107L144 106V104H146V105L148 104L149 105L148 107H153V105H151V102L155 98V94H159L160 95L159 98H155L159 102L163 98L162 94L164 92V87L169 85L170 79L162 78L163 77L162 76L163 75L162 71H163L164 65H166V61L161 62L158 59L155 60V58L153 57L154 55L156 57L158 56V54L161 55L162 48H163V47H161L160 36L158 35V31H160V27L158 28V25H156V24H154ZM217 25H218V23L212 24L211 27H210V31L213 32L214 30H216V28L218 27ZM142 28L143 27H140V28H138V30L140 29L142 31ZM122 29H123L122 26H118L117 27L115 25L113 27L110 26V28H107V29L105 28V29H103V32H104L103 36H104V34H106V35L103 38L101 37L102 41L101 40L97 41L98 38H96V34H95V35H93V39L91 41L89 39V42H87V45H90V43H92L91 45L94 46V43H95V45H97V44L100 45V43L108 42V44H107L108 45L107 46L108 47L107 51H108L111 48V43H110L109 40H111L114 36H116V39H117V37L120 36V33L122 32ZM143 30H146V29H143ZM56 31H58V30H56ZM187 31L191 32V35H192L191 39H189L188 35H186ZM196 31H197V33H196ZM200 31H203V32H200ZM138 33H139V35H138ZM108 36H109V38H108ZM64 39H67V36H65ZM132 43L134 45L137 44L138 48H144V49L136 51L135 53L131 54V52L129 51V46ZM62 44H60V45H62ZM60 45L58 44V46L54 47V49H58L59 48V50L57 52H55L56 55L54 53H47L45 59L47 60V62H49V61L52 62V60H54L51 64H54L57 61L61 62L62 59H63V62H64V60H66V62L64 64L61 63L60 65H62V68L65 69L66 72H70L72 70V68L74 67L73 68V73L75 75V72L80 69L81 64L79 65V67H77V68L75 67V65H77V63H76V61H74V55L78 56V55H80V53H82V51L80 52V50L78 48L77 49L73 48V50H74L73 52L74 53H72L70 55V52H68V50H67L68 43L65 41V44L63 45L64 47H60ZM45 47H47V45ZM153 47H154V51L151 49ZM212 48H214V46H212ZM60 49H61V51H60ZM46 50H48V49L46 48ZM193 52H196V55H195L194 59L191 57ZM86 53L88 55L89 51H87ZM202 53H203V55H202ZM1 54L2 55L5 54V50L0 48V57H1ZM65 54H67V56L70 59H64L63 57H61V55L62 56H66ZM172 54H170L168 56H171ZM58 55H59V58L58 57L55 58V56H58ZM96 56L97 55H95V57ZM161 57L162 56L159 57L160 60H161ZM213 57H214V59H213ZM25 59H26L25 65H27V66L30 65V63H27V62H29V60H27V58H25ZM102 60H103V58H102V56H100V62ZM142 60H143V65L141 64ZM149 60H153V61L157 62L158 63V67H160V65H162V67L159 68L157 71H154V72L150 71L149 68H147V66H145V65L146 64L154 65V64L152 62L147 63ZM11 61H12L11 59L7 60V62H11ZM71 61L73 62V65H72ZM68 63L70 65H72V66L68 65ZM173 63H175L174 59H173ZM111 64H115L114 65L115 67H113ZM70 67H71V69H69ZM112 68H114L113 69V73L116 72V76L115 77H113L115 73L111 76ZM198 69H195V71H197ZM217 69H218V67H216L214 70L218 71ZM254 69L256 70L255 74H257V75L259 74L260 77H263V76H261V73H260V71L258 70V68L256 66L254 67ZM166 70H167V67H166ZM240 70H241V72L243 71V69H240ZM136 71H137V75H136L137 78L135 80H133V78H131V76ZM215 71H213V72H215ZM223 71H225V69ZM39 74H38V77H39ZM27 75H28V77L33 75V71L30 69V72H27ZM119 75H120V78L118 79ZM241 75H242L243 79H247L251 83V81H250V78H251L250 76L251 75H249V72L245 71L244 73H241ZM122 76H124V77L122 78ZM254 77L256 78V75H254ZM37 80L34 79L33 83L31 82V84L34 85V83H36ZM138 80H139V82H137ZM256 80H258V81H257L255 87H257L256 91H257V94H258V98L260 99V102L256 103V105L258 106L259 110L264 111L263 110L264 107H262V105H264V78L263 79H259L257 77ZM135 81L137 83H135ZM253 81L255 82V80H253ZM136 85H138V86H136ZM77 86H79V87L77 88ZM150 88H151V90L146 91L147 89H150ZM77 90L81 91V94L77 93ZM85 90L90 92L91 98H89L87 96L85 99H82L84 97V96L82 97V94L84 92H86ZM247 90H248V91H246L247 93H250V94L252 93L253 94V92H254L255 95H256V92L254 90L251 91V89H249V88H247ZM0 91H1V94L4 97V99H6L4 93H2L3 89H0ZM143 91H145L147 98H146V100L144 102L140 103L142 101L140 97H142L141 93ZM93 92H95L94 95H93ZM174 94L175 95H170L168 97H164V100H165L164 104H166L168 108L165 107L164 110L160 111L161 112V114H160L161 116L158 117L159 119H165V115L169 112L170 109H172L171 111H173L175 118H179L178 117L179 111H182L183 108L178 103V99H180V98L178 96H176V93H174ZM14 95L16 96V103L18 104V102L20 100L17 98L16 94H14ZM66 95L71 96V98H67ZM11 97H10V99H11ZM45 99H47V98H44L43 100H45ZM45 102H46V100L43 101V103H45ZM59 107H58V109H59ZM54 108H55L54 105H52L49 109H46L45 110V116L50 111L52 113ZM146 108H144V109H146ZM44 109H45V107H44ZM195 109L200 111L199 115L204 116V118L206 117L207 113H206V111L203 108L195 107ZM90 113H93V110H91ZM115 113H116V115H115ZM260 116H261L260 118H262V115H260ZM170 117L173 118L171 113H169V118ZM113 118L116 121L120 120L119 123H116V124L113 123L112 122ZM126 120L127 119H125V123H126ZM12 127H13V124L11 122H8V123H5L4 129L6 131H10L11 132L13 130ZM121 129H123L122 132H121ZM116 130H117L118 133H122V135H118V134L116 135V132H115ZM222 131H224V130H222ZM105 133H106V131L103 134H105ZM116 136H117V138H116ZM107 137H109V136H107ZM2 139H3V135L0 134V141ZM83 140H84V142H83ZM0 144H2V143L0 142ZM78 149L76 151H74L75 149H73V151H72L73 153L72 154H74L75 152L77 153ZM226 149H227L226 152L229 155L231 153L234 154V151H233V149L231 147H230V149H228V148H226ZM121 154H122L121 156H123V154H124L123 150H122ZM106 156L107 155H105L104 158H103V160L107 162L106 167H112L111 165H109V162H110L109 159H105ZM66 158H67V156H66ZM119 160L117 162H121L122 158L120 157ZM114 162H113V165H114ZM118 164L119 163H117V165ZM90 170H92V169H90ZM92 172H93V170L90 173L92 174ZM87 176H89V175H87ZM99 180H100L99 186L96 188V191L93 192L94 194L92 195V198L90 199V201L88 200L89 201L88 203L91 202L90 205L88 203H84L85 199H86V196H87V193H86L87 191L86 192L85 191H79V190L75 191L78 185L81 186L83 184V177L80 179V181L78 180L77 182H74V188H75V190L73 191L74 192V194H73L74 196L72 195L73 197L71 196L70 198H68L66 196V194H67L66 186H64L62 188V185L59 184L60 183L59 181H58V184L61 187L59 185L52 186L53 187L52 191H51L52 194H53V192L54 193L57 192L59 194L58 195L59 198L60 199L63 198L62 205L65 206L68 203L67 201L69 199V201H71V204L73 205V210L75 208H77L76 218H77L78 226H80V228H82L83 231H84V232H82L80 234H82V236H83V234L86 235V238H88V236H90V235H87V234L89 232L93 231V227L90 225L92 219L93 218L97 219V216H98L97 214H99L98 211H97L98 208L95 207L94 204L97 203L96 202L97 200H102V199L106 200L107 198L109 199L110 196H111V192H109V190H110L111 183L114 181V179L111 180L109 184H107V179H105L104 175H101V176H99ZM182 181L184 182L183 179H182ZM58 186L60 187V189L57 188ZM72 186L73 185L71 184V187ZM35 192L37 193V196H40V194L44 195V193H41L37 188L35 189ZM32 193L33 192L31 191L30 192V196H29V202H30V207L29 208H30L31 211L30 212H26V213H28V215L27 214L21 215V221L23 223L22 229H24V231L22 232L20 242H21V248H22L21 250H23L22 256L25 257V264H28L27 251H29V250H28L27 243L24 240V237H25V231L27 230V227L31 226V224L29 223L31 221V214H29V213L32 212V208H31V195H32ZM99 193H101V196H99ZM187 195H188V193H187ZM247 195H248L247 198H245L244 200L248 199V204H247V207H246L247 209H249L248 213L250 214L253 211H256L257 214H258L259 213V209H260L259 205L256 207V202H253V201L249 200V198H250L249 191H248ZM108 199L106 200V202L108 201ZM56 201H58V200H56ZM47 203H48L47 207L50 208V201L47 202ZM81 203H82L83 206L80 205ZM249 206H251V207H249ZM251 210H253V211H251ZM48 211H49V216L47 217V220H48L50 225H48L46 223L47 224L46 227H45L46 228V233L49 235L50 248H51V244H52L53 246H55V250H56V253H54L52 251L54 255L50 253V260H49L48 264H79L76 261V258H72V256H71V258H67L65 253H63L61 251L62 248H60V246L63 245V248L66 247L67 251L70 252V249H69V246H68V241H67V237H68L67 235L69 233V230H68V225H67L66 219L63 217L62 214H58L57 213V215H55V213H56L55 208L53 210H51V208H50V210H48ZM243 214H244V212H243ZM29 216H30V218H29ZM262 219L264 220V217ZM248 224L250 225L251 223H248ZM243 228H244V230L246 229L249 234L246 233L247 235L244 238H238V239H240V241L241 240L242 241H247L248 245H245L247 248L256 247V252L255 253L257 255L261 254L264 251V237H263L264 236V223L259 225L257 227V229L255 227L253 231H252V228H249V227H244L243 226ZM53 230H55L56 234L58 235L59 243H56V241L51 238V233L53 232ZM74 230L75 229H73V232H74ZM239 230H241V229H239ZM244 230H242V231H244ZM235 231L237 232V230H235ZM80 236L81 235H79V237ZM259 239L263 240V246H261V244L258 243ZM226 245H227L226 247H228V244H226ZM218 246H219L220 251L217 250ZM208 248L209 247H207V250H208ZM237 250H238L237 252L240 253V254L238 256H237V252H236L235 256L233 254L232 255L230 254V261L228 263L227 256L225 255V251H224V254H223L222 248L220 247V243H218L217 245L215 244V251H216L215 252V254H216L215 258L216 259L214 258L215 259V263L217 262V260H220L219 264H238V263H243V261L246 259V256L248 255L249 251L248 250L247 251L244 250V247L242 245H239V244H238ZM242 250H243V252H242ZM210 251H211V247H210ZM71 254L72 253H70V255ZM22 256H21V258H22ZM231 256L234 257V258H231ZM213 257H214V255L211 258L212 260H213ZM247 259L251 260L250 257H247ZM249 260H247V261H249ZM42 264H45V262H42ZM133 264H140L139 260L137 261V259H136V262L133 263Z\"/></svg>",
  "mask_w": 264,
  "mask_h": 264
}]
</instances>
